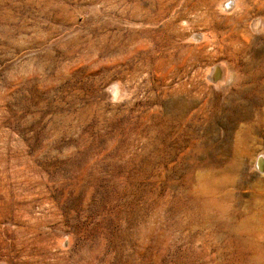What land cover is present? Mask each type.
<instances>
[{
    "label": "rangeland",
    "instance_id": "obj_1",
    "mask_svg": "<svg viewBox=\"0 0 264 264\" xmlns=\"http://www.w3.org/2000/svg\"><path fill=\"white\" fill-rule=\"evenodd\" d=\"M220 1L0 0V264H264V0Z\"/></svg>",
    "mask_w": 264,
    "mask_h": 264
},
{
    "label": "bare ground",
    "instance_id": "obj_2",
    "mask_svg": "<svg viewBox=\"0 0 264 264\" xmlns=\"http://www.w3.org/2000/svg\"><path fill=\"white\" fill-rule=\"evenodd\" d=\"M232 1V2H231ZM239 1V0H238ZM219 2V1H218ZM229 2H231V3H233V7H232V9H231V11L232 10H234V7L235 8H237L238 7V5H237V7H236V4L235 3H238V2H236V0H222V1H220V3H218L219 4V6H218V8H219V11L222 13V7L224 6V4L225 3H227V6H229L230 4H229ZM232 5V4H231ZM226 8V7H225ZM228 10V9H227ZM242 16V15H241ZM260 20V19H259ZM261 22V21H260ZM231 24V23H230ZM245 32V31H244ZM201 39H203V36H201ZM217 66V67H216ZM209 67V66H208ZM228 76H229V73H228V70L227 69H225L223 66H222V64L220 65V64H217V65H213L212 67H210L209 69H207V71H206V74L204 75V77L205 78H209L210 79V77H211V80L213 81H217L216 83H215V85H218L219 83H222V82H224L226 79H228ZM230 78V77H229ZM209 81V80H208ZM218 81H220V82H218ZM212 83V82H211ZM214 84V83H213ZM169 110V109H168ZM171 113V112H170ZM170 115V114H169ZM167 119V118H166ZM167 122V121H166ZM257 160V164H258V166H259V168L262 170L263 169V167H264V162L263 161H261V162H259V160L258 159H256ZM260 160H261V158H260ZM263 160H264V157H263ZM255 163V162H254Z\"/></svg>",
    "mask_w": 264,
    "mask_h": 264
}]
</instances>
